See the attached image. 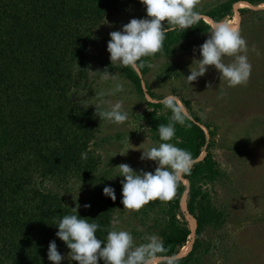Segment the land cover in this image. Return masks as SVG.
I'll return each instance as SVG.
<instances>
[{"label": "trees", "instance_id": "1", "mask_svg": "<svg viewBox=\"0 0 264 264\" xmlns=\"http://www.w3.org/2000/svg\"><path fill=\"white\" fill-rule=\"evenodd\" d=\"M122 1L0 0V264H48L47 250L52 240L59 252L70 251L55 236L58 229L53 224L63 215L72 214L73 206L46 191L36 179L76 178L87 182L93 178L99 159L90 145L101 119L91 105L75 99L73 88L75 78L87 73L81 62L87 45L105 17ZM238 1L252 6L264 2L224 0L203 15L211 21L229 19ZM250 10L237 9L239 16ZM192 27L168 32L160 52H170L192 36L210 31L204 19ZM151 57L142 58V68L119 66L139 91V73H146ZM75 64H80L77 70ZM180 99L193 120L190 127L176 124V137L171 142L176 143L178 138L177 147L189 151L195 163L186 176L187 185H178L162 209L161 235L169 255L178 254L187 242L191 230L180 207L186 193V212L196 225L191 248L179 264H201V231L206 225L219 226L225 218L202 190L204 183L217 179L220 169L213 155L210 126L205 125L210 135L207 139L202 120L187 101ZM146 102L152 107L148 114L151 137L160 143L156 129L169 122L171 112L159 103ZM202 151L203 157L196 160ZM83 152L87 153L86 160L81 159ZM105 186L115 189V201L102 194ZM121 189L115 182L98 183L78 208L80 217L104 229L96 233L100 239L106 238V230L121 204ZM85 204L91 206L85 208Z\"/></svg>", "mask_w": 264, "mask_h": 264}, {"label": "rangeland", "instance_id": "2", "mask_svg": "<svg viewBox=\"0 0 264 264\" xmlns=\"http://www.w3.org/2000/svg\"><path fill=\"white\" fill-rule=\"evenodd\" d=\"M221 1L224 0H198L196 10L204 13ZM260 4L248 7L252 10L243 13L238 20L252 65L246 85L229 87L211 66L204 76L191 84L184 79L183 75L190 74V65L193 63L191 67L195 69L198 64L194 60L200 58L199 52L194 54L193 49L207 38L208 33H203L177 44L170 52L152 56L146 73H139V91L122 74L119 66L111 64L106 50L110 32L120 30L132 18L146 16L139 0L122 1L105 17L87 45L81 59L87 73L84 77L75 78L73 90L75 99L91 105L94 110L96 108V113L100 110L101 99L113 104L122 101L128 119L120 125L101 119L99 131L90 145L99 159L91 180L36 179L37 184L76 207L85 203L98 183L115 182L122 186L120 181L123 177L112 178L119 174L117 166L122 163L137 171H154L155 162L140 159L143 149L158 147L159 144L151 137L148 114L152 107L146 101L154 102L173 93L187 101L192 112L202 120L207 139L210 135L205 125L210 126L213 155L220 169L215 181L202 185L209 201L217 211L224 213L225 218L219 226L206 225L201 231V264H264V5ZM234 10L235 6L233 13ZM232 59L225 57L224 62L231 63ZM77 66L80 64L74 65L75 70ZM105 69L123 82L124 91L100 98L95 94L114 87V82L101 80V72ZM201 154L204 155V151ZM165 204V201L153 200L139 210L123 209L120 204L114 218L120 219L119 227L129 231L137 244L151 234L162 239V209ZM60 253L66 257L68 252ZM46 259L48 264H52ZM68 262L64 259L61 264Z\"/></svg>", "mask_w": 264, "mask_h": 264}, {"label": "clouds", "instance_id": "3", "mask_svg": "<svg viewBox=\"0 0 264 264\" xmlns=\"http://www.w3.org/2000/svg\"><path fill=\"white\" fill-rule=\"evenodd\" d=\"M139 2L144 6L146 16L132 18L122 25L120 30L109 33L106 50L113 66L133 69L144 67L142 58L160 52L168 32L193 28V25L205 19L203 13L196 10L198 0ZM207 33L205 41L193 49L194 54L199 52L200 58L194 60L198 64L195 69L191 67L193 63L190 65V74L186 77L183 75L184 79L191 84L198 77L204 76L211 66L219 72L220 78L222 77L229 87L246 85L251 77L252 65L246 54L247 41L241 35L239 25L212 21ZM225 57H232V62L225 63ZM101 73V80L114 82V87L107 92L101 90L95 95L103 98L124 91V84L117 79L116 74L109 73L107 69ZM154 102L170 111L171 116L168 123H161L156 129L160 140L158 147L143 149L140 156L141 161L155 162L154 171H137L127 163L117 166L119 174L112 178L123 177L120 181L123 209L139 210L153 200L170 201L178 185H187L186 176L190 175L195 163L189 151L177 147L180 142L178 138L176 143L171 142L176 137V124L190 127L192 114L180 97L173 93ZM99 107V118L111 124L120 125L128 119L122 101L113 104L101 99ZM81 159H87L86 152L81 153ZM102 194L113 201L116 200L115 189L111 186H105ZM90 206L84 205L85 208ZM78 208L79 204L72 208V214L63 215L53 224L58 229L55 236L63 241L70 251L65 257L58 251L56 241H50L47 258L52 264H61L64 259H68L69 264L72 261L78 264H99V261H103V264H179L183 258L179 254L169 255L163 240L156 234L145 236L142 243H135L133 235L119 227V218L111 221L110 229L106 230V238L100 239L96 233L104 229L98 223L80 217Z\"/></svg>", "mask_w": 264, "mask_h": 264}, {"label": "bare ground", "instance_id": "4", "mask_svg": "<svg viewBox=\"0 0 264 264\" xmlns=\"http://www.w3.org/2000/svg\"><path fill=\"white\" fill-rule=\"evenodd\" d=\"M260 5H264V2L261 3ZM234 6H235V10H234L235 12L233 13V16L227 20L226 19L222 20V22L228 23V24H238L239 13H238L237 9L239 7H251L252 8V5L248 4L246 1H238L234 4ZM204 17H205L204 20L207 21L209 24H211L212 21L207 16H204ZM202 156L203 155L201 154L199 158H202ZM186 195H187L186 193H184L182 195V198L180 201V207H181V209H183L182 211H184L186 213V217L188 220V224L190 226L191 233L188 236V240L185 243V245H183L182 248L179 250V252H178L179 255H184L185 253H187L190 250L191 244H192V238L194 235L195 225H196L195 219L190 214H188V212H186Z\"/></svg>", "mask_w": 264, "mask_h": 264}, {"label": "water", "instance_id": "5", "mask_svg": "<svg viewBox=\"0 0 264 264\" xmlns=\"http://www.w3.org/2000/svg\"><path fill=\"white\" fill-rule=\"evenodd\" d=\"M200 157V156H199ZM199 159H201V158H199ZM199 159H196V160H199Z\"/></svg>", "mask_w": 264, "mask_h": 264}]
</instances>
